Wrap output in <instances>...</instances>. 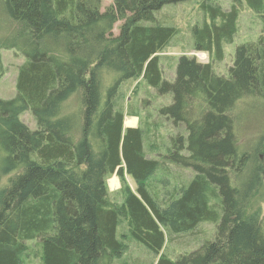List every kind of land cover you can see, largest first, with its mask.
Wrapping results in <instances>:
<instances>
[{"label":"trees","instance_id":"16d2710c","mask_svg":"<svg viewBox=\"0 0 264 264\" xmlns=\"http://www.w3.org/2000/svg\"><path fill=\"white\" fill-rule=\"evenodd\" d=\"M1 1L11 32L0 51L24 63L15 98L0 100V264H22L33 240L42 264H114L124 249L121 222L127 238L156 257L163 229L177 236L215 226L212 241L174 260L161 254L155 264H264V214L251 206L264 194L262 169L257 158L250 167L252 155L239 151L234 130L235 106L264 100V0H232L227 10L199 0L203 20L191 30L193 49L208 62L179 57L172 82L159 54L176 28L156 14L190 0H112L103 11L101 0ZM244 6L260 18L261 34L236 48L227 78L218 76L213 63L233 43ZM139 79L170 97L159 114L184 130L170 139L164 160L193 174L169 195L154 189L168 169L146 154L140 127L124 128L114 103L121 85ZM73 95L78 113L63 114ZM25 112L35 131L20 120ZM113 175L120 203L107 192Z\"/></svg>","mask_w":264,"mask_h":264},{"label":"rangeland","instance_id":"374dc122","mask_svg":"<svg viewBox=\"0 0 264 264\" xmlns=\"http://www.w3.org/2000/svg\"><path fill=\"white\" fill-rule=\"evenodd\" d=\"M199 0L168 5L163 7L156 14L160 20L167 23L165 26L176 28V34L171 38L163 52L159 54L161 71L164 79L173 81L176 61L181 56L194 57L201 63H207L206 54L197 53L193 49V39L191 30L195 25H200L203 14L199 10ZM214 4L222 9L230 8L232 0H214ZM112 4V0H101V11ZM2 1L0 0V39L7 37L11 32V23L3 12ZM121 24H116L113 34H118ZM263 24L259 17L248 10L242 8L238 19V31L233 39V43L224 46V58L220 63H213V70L216 75L227 78L228 70L233 64L235 50L238 46L257 40L261 34ZM0 60L2 64V76L0 78V100L9 101L15 98V82L18 67L24 63V58L13 51L1 50ZM109 79L113 77L108 76ZM106 79V82H109ZM104 89L108 86L104 84ZM78 95H73L63 107V114H77L79 103ZM168 96H159L157 92L146 86L141 80L128 81L121 85L117 96L114 99L116 108H122L124 113V128L128 126H138L145 134L144 148L146 154L151 158H156L163 162L165 169H162L161 181L155 185L158 194L168 195L176 188L178 189L183 181L191 180L193 174L189 170L178 168L165 163L164 155L169 149V141L178 133L183 134L182 126L175 127L170 121L160 116L159 109L167 104H171ZM133 115V116H130ZM234 130L239 151L252 155L250 167L254 164V159L260 161L262 169V182L264 185V100L254 98L240 102L234 109ZM20 120L31 130L35 131L36 123L30 112L21 115ZM166 174V175H163ZM168 173V174H167ZM192 173V174H191ZM6 177L4 178V180ZM3 180V181H4ZM126 187L130 191H135V184L132 179L124 174ZM188 181V182H189ZM120 179L110 176L106 179V188L110 199L120 203ZM261 207L264 214V194H255L251 200V206ZM215 226L210 223L200 224L195 233L185 235H170L163 229L166 243L158 257L151 255L146 248L127 238L124 222L118 228V236L123 243L124 249L117 257L114 264H155L163 254L167 259L174 260L183 254H189L197 250L204 242L212 241L214 238ZM27 250L21 256L22 264H42L41 248L37 240L26 243Z\"/></svg>","mask_w":264,"mask_h":264},{"label":"crops","instance_id":"0c3cea01","mask_svg":"<svg viewBox=\"0 0 264 264\" xmlns=\"http://www.w3.org/2000/svg\"><path fill=\"white\" fill-rule=\"evenodd\" d=\"M138 126H134V125H132V126H128L127 128H137Z\"/></svg>","mask_w":264,"mask_h":264}]
</instances>
